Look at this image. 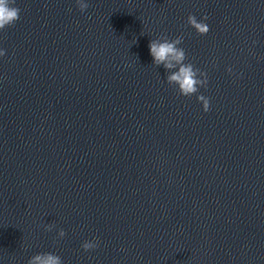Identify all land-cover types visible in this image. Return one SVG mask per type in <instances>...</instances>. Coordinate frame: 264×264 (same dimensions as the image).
<instances>
[{
    "label": "water",
    "instance_id": "obj_1",
    "mask_svg": "<svg viewBox=\"0 0 264 264\" xmlns=\"http://www.w3.org/2000/svg\"><path fill=\"white\" fill-rule=\"evenodd\" d=\"M86 2L14 0L0 30V264H264V0Z\"/></svg>",
    "mask_w": 264,
    "mask_h": 264
},
{
    "label": "clouds",
    "instance_id": "obj_2",
    "mask_svg": "<svg viewBox=\"0 0 264 264\" xmlns=\"http://www.w3.org/2000/svg\"><path fill=\"white\" fill-rule=\"evenodd\" d=\"M79 10L83 13L89 4L86 0H75ZM14 0H0V30L6 26L12 25L19 19V9L14 7ZM207 16L202 17L199 21L193 15L187 17V24L193 27L198 33L205 34L208 31V26L205 23ZM182 38L169 40L160 38L151 40L148 44V52L152 58V62L170 71L166 78V82L175 86L181 96H191L198 93L201 87L207 85L206 74L200 72L199 69L193 67L191 63H186L184 49L179 47ZM5 52L0 49V57H3ZM231 72V68L227 69ZM200 77H204L201 79ZM197 100L202 102L205 111L209 108V100L203 95H198ZM46 230L50 231V227L46 226ZM65 235L63 230L58 232V236L63 238ZM95 242L85 241L81 247L88 251L96 248ZM28 264H62V260L58 255L53 253H38L28 260Z\"/></svg>",
    "mask_w": 264,
    "mask_h": 264
}]
</instances>
